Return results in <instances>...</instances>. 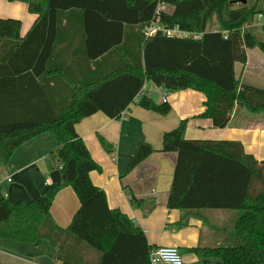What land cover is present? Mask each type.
<instances>
[{
    "label": "trees",
    "instance_id": "trees-1",
    "mask_svg": "<svg viewBox=\"0 0 264 264\" xmlns=\"http://www.w3.org/2000/svg\"><path fill=\"white\" fill-rule=\"evenodd\" d=\"M27 6L35 23L20 37L21 23L0 19V165L6 166L22 145L50 135L49 184L42 194L18 174L30 203L10 204L0 187V239L20 244L45 240L60 264H150L151 248L143 231L125 214L108 207L105 193L90 179L101 168L74 127L102 113L111 120L133 104L166 116L169 103H156L142 89L151 83L166 93L195 91L204 96L203 112L215 129L230 123L236 108L264 111V89L240 84L235 66L258 42L242 24L264 16V0H6ZM239 4L238 9H231ZM212 15L222 31H206ZM151 25L177 28L188 37H147ZM187 120L163 134L162 153L176 154L165 206L202 217L199 211L237 213L235 243L192 248L198 258L221 264H264V161L247 154L238 141L187 140ZM101 148L113 146L99 137ZM155 150L137 145L130 172ZM71 188L79 208L66 230L50 216L63 188ZM183 218V219H184ZM185 222L179 223L183 226ZM230 243V242H229ZM228 244V243H226Z\"/></svg>",
    "mask_w": 264,
    "mask_h": 264
},
{
    "label": "crops",
    "instance_id": "crops-1",
    "mask_svg": "<svg viewBox=\"0 0 264 264\" xmlns=\"http://www.w3.org/2000/svg\"><path fill=\"white\" fill-rule=\"evenodd\" d=\"M244 1L248 5L255 3V0ZM239 7V4H234L231 9ZM36 18V15L28 13L26 5L0 0V19L19 20L21 38L29 32ZM242 28L258 42L264 43V16H255L251 23L242 24ZM235 75L240 84L264 89V54L258 48L247 50L246 62L235 66ZM147 84L142 89L144 95ZM159 91L157 96L161 103V94L166 92L162 89ZM166 100L171 106L166 116L130 104L118 120H111L99 112L82 120L74 129L93 161L101 168V172H91L90 179L105 193L108 207L127 215L143 231L151 248L177 249L185 264H198V258L188 250L214 248L229 243L230 236L224 232L235 216L214 212L219 210H203L199 211L202 217L184 218L186 212L166 208L176 154L160 152L162 136L175 129L180 121L187 120V140L238 141L247 154L260 162L264 161V111L249 113L236 108L227 127L215 129L210 120L198 117L203 112L204 96L201 93L191 90L166 93ZM99 137L113 146L112 154L104 152ZM142 143L149 144L155 152L127 172L135 148ZM55 149L56 142L48 134L32 139L13 153L8 165H0V179L18 174L42 194L49 184L48 175L52 166L50 154ZM3 188L10 204L30 203L28 193L20 185L4 183ZM78 208L79 202L72 189L63 188L52 203L50 216L60 229L66 230ZM181 222L185 224L178 226ZM88 259L93 264L98 256L92 253ZM0 264L60 262L56 250L45 240L20 244L0 239Z\"/></svg>",
    "mask_w": 264,
    "mask_h": 264
},
{
    "label": "built area",
    "instance_id": "built-area-1",
    "mask_svg": "<svg viewBox=\"0 0 264 264\" xmlns=\"http://www.w3.org/2000/svg\"><path fill=\"white\" fill-rule=\"evenodd\" d=\"M162 31L163 34L167 37H179L185 38L189 35L179 31L177 28L174 29H163L155 25H151L144 30V34L149 37L155 35L156 32ZM161 100L163 103L167 102L166 93L161 94ZM10 178L0 179V187H3L4 183H10ZM150 264H185L181 255L174 248H156L151 251L149 255Z\"/></svg>",
    "mask_w": 264,
    "mask_h": 264
},
{
    "label": "rangeland",
    "instance_id": "rangeland-1",
    "mask_svg": "<svg viewBox=\"0 0 264 264\" xmlns=\"http://www.w3.org/2000/svg\"><path fill=\"white\" fill-rule=\"evenodd\" d=\"M235 8H237V6H235ZM217 16H213L211 18V20L209 21V23L206 26V31H221L223 30V25L221 23H223L225 21V17L224 15L222 16L221 19V23L218 21V18H216ZM159 91L158 88H156L155 86H153L151 83H148L146 85L145 88V93L146 96L149 97L150 99H152L154 102L159 103L160 100L157 96V92ZM160 92V91H159ZM177 92H173L172 94H176ZM206 212H210V210H205ZM221 211H225V210H219V211H214V212H218V213H223L225 215L226 214H230V217L235 216V218L237 217V213L233 212V211H225V212H221ZM210 221V220H209ZM235 221V220H234ZM233 222H230V224L227 225V228H225V234L227 236H230V243L225 244L226 246H233L235 243V239H234V232H233ZM221 220L218 221V224H220ZM217 223V222H216Z\"/></svg>",
    "mask_w": 264,
    "mask_h": 264
},
{
    "label": "water",
    "instance_id": "water-1",
    "mask_svg": "<svg viewBox=\"0 0 264 264\" xmlns=\"http://www.w3.org/2000/svg\"><path fill=\"white\" fill-rule=\"evenodd\" d=\"M241 3L244 4L245 1L243 0ZM204 264H221V263L218 260L209 259V260H204Z\"/></svg>",
    "mask_w": 264,
    "mask_h": 264
}]
</instances>
